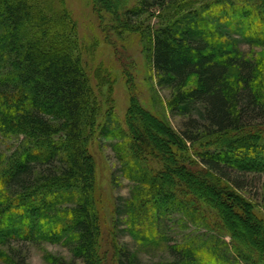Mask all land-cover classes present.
<instances>
[{"label": "trees", "instance_id": "trees-1", "mask_svg": "<svg viewBox=\"0 0 264 264\" xmlns=\"http://www.w3.org/2000/svg\"><path fill=\"white\" fill-rule=\"evenodd\" d=\"M92 3L98 17L112 15L118 36L143 42L156 83L173 91L168 108L185 117L183 128L144 109L131 89L125 128L111 113L100 125L64 0H0L2 259L26 264L13 242H49L71 251L57 264H264V217L243 193L249 175L264 174V55L247 57L240 48L264 47V0ZM143 16L164 21L144 26ZM100 136L113 139L120 172L133 182L129 196L117 198L116 223H127L142 248L165 247L169 258L145 263L112 235L103 240L90 150ZM170 214L180 215L182 229L203 231L169 244ZM237 215L261 235L243 233Z\"/></svg>", "mask_w": 264, "mask_h": 264}, {"label": "rangeland", "instance_id": "rangeland-1", "mask_svg": "<svg viewBox=\"0 0 264 264\" xmlns=\"http://www.w3.org/2000/svg\"><path fill=\"white\" fill-rule=\"evenodd\" d=\"M50 1L52 5H55L56 0H40V3L48 6L51 5ZM64 2L74 23L77 38L75 53L80 56L81 64L89 76L90 87L100 108L99 124L105 123V117L108 113H111L117 118L118 128H125L124 117L129 107L132 90L138 103L144 109L157 118H165L173 129L181 130L185 117L170 113L168 101L173 91L171 88L156 83V77L151 72L143 49V42L138 36L132 35L130 37L127 33H123L122 35L120 33L118 36L116 34L117 31L114 30L117 26L112 19V15L106 11H102L101 16L98 17L93 8L92 0H64ZM217 15L220 17L225 16L221 12H217ZM143 18L144 16L141 17V19ZM162 21H164L163 18L155 16L145 17L143 25L156 27ZM233 23H237V21H233ZM103 25L106 26L108 31L103 28ZM110 38L113 41L110 42ZM240 48L247 57L264 55V47H248V45L241 43ZM99 75L106 80L111 78V83L104 84V80L99 78ZM128 79L132 80L133 85L131 88L128 86ZM191 82L192 79L189 80V84ZM105 95L109 96V101L105 100ZM116 140L120 142V139ZM112 141L113 139L111 138L104 139L100 136L97 137V140L90 147L92 154L96 158L97 189L95 194L98 195L95 198L101 218L104 217V219L102 218L104 225L103 227L101 226L102 234L104 235L103 240L106 242L107 235H110V237L112 235L111 238L120 246H126L131 252H138L140 259L145 263L169 258L165 247L142 248L125 230L127 223H116L114 210L117 198L129 196L133 182L123 177L120 172V163L111 149ZM187 146L189 147L188 156L194 158L191 151L193 145L188 143ZM196 146L197 144H194V147ZM5 148L6 144L4 143L1 145V149ZM259 160L261 161V158ZM245 161L250 162L251 157H245ZM152 162L154 163L155 161ZM250 176L253 177L250 180L251 186L246 187L243 193L246 199L252 202L258 215L264 217V174H251ZM188 194L192 196L191 193ZM166 195H169V193ZM166 206L169 207L170 205L167 204ZM236 217L239 220L238 224L243 233L248 232L255 238L261 235L259 231L253 234L251 227L243 223L239 215ZM180 218V215L170 214V217L168 218L167 216L165 219L167 226L165 230L168 234L167 236L170 237L169 244L178 241L184 233L191 232L197 235L203 231L198 229L195 232L196 230L193 226L182 229L181 224L183 223L179 221ZM186 224L190 226L188 222ZM224 239L226 241L229 240L228 237H224ZM12 246L18 251L21 250L20 255L25 257L26 264H57L58 260L62 258L64 260L72 258L70 249L60 243L25 242V244L21 245L20 243L13 242ZM4 250V247H0V264H7L1 257L5 254Z\"/></svg>", "mask_w": 264, "mask_h": 264}]
</instances>
